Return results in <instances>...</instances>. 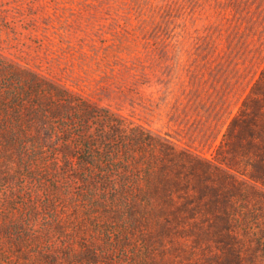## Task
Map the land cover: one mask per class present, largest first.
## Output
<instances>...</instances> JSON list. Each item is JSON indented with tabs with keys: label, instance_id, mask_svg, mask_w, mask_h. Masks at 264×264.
Here are the masks:
<instances>
[{
	"label": "trees",
	"instance_id": "obj_1",
	"mask_svg": "<svg viewBox=\"0 0 264 264\" xmlns=\"http://www.w3.org/2000/svg\"><path fill=\"white\" fill-rule=\"evenodd\" d=\"M221 153L0 54V264H264V70Z\"/></svg>",
	"mask_w": 264,
	"mask_h": 264
},
{
	"label": "rangeland",
	"instance_id": "obj_2",
	"mask_svg": "<svg viewBox=\"0 0 264 264\" xmlns=\"http://www.w3.org/2000/svg\"><path fill=\"white\" fill-rule=\"evenodd\" d=\"M0 54L249 179L221 148L264 70V0H0Z\"/></svg>",
	"mask_w": 264,
	"mask_h": 264
}]
</instances>
